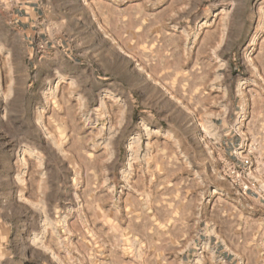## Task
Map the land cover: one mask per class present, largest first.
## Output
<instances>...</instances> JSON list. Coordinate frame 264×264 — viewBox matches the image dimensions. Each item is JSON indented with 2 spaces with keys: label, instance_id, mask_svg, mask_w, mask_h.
Here are the masks:
<instances>
[{
  "label": "rangeland",
  "instance_id": "rangeland-1",
  "mask_svg": "<svg viewBox=\"0 0 264 264\" xmlns=\"http://www.w3.org/2000/svg\"><path fill=\"white\" fill-rule=\"evenodd\" d=\"M21 5L0 0V264H221L264 206V0ZM244 156L249 197L223 177Z\"/></svg>",
  "mask_w": 264,
  "mask_h": 264
},
{
  "label": "crops",
  "instance_id": "crops-1",
  "mask_svg": "<svg viewBox=\"0 0 264 264\" xmlns=\"http://www.w3.org/2000/svg\"><path fill=\"white\" fill-rule=\"evenodd\" d=\"M22 2L20 10L16 16L20 19H36V10L41 5V0H19ZM38 1V2H37ZM258 201L255 198H247ZM252 200V201H253ZM244 235L235 240L221 239L216 241L213 246L214 256L221 264H264V253L255 239L254 223L256 216L264 215V206L262 208H247L243 213ZM191 247L210 245L211 241H197L195 239L189 242ZM220 247V249H217ZM236 247L237 250L230 249Z\"/></svg>",
  "mask_w": 264,
  "mask_h": 264
},
{
  "label": "built area",
  "instance_id": "built-area-1",
  "mask_svg": "<svg viewBox=\"0 0 264 264\" xmlns=\"http://www.w3.org/2000/svg\"><path fill=\"white\" fill-rule=\"evenodd\" d=\"M252 162L249 156H244L239 162L228 164L223 170V177L229 184L236 188L240 195L250 196V193H256L253 190L251 178ZM260 197V196H259ZM262 199H264L262 197ZM255 239L261 248H264V217L256 218L254 223Z\"/></svg>",
  "mask_w": 264,
  "mask_h": 264
}]
</instances>
